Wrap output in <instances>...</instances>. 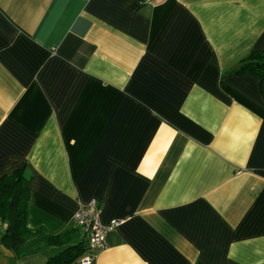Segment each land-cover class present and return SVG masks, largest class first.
Listing matches in <instances>:
<instances>
[{"label":"crops","instance_id":"0c3cea01","mask_svg":"<svg viewBox=\"0 0 264 264\" xmlns=\"http://www.w3.org/2000/svg\"><path fill=\"white\" fill-rule=\"evenodd\" d=\"M257 50L264 0H0V176L31 175L28 227L95 199L121 223L90 264H264V89L234 72Z\"/></svg>","mask_w":264,"mask_h":264},{"label":"trees","instance_id":"16d2710c","mask_svg":"<svg viewBox=\"0 0 264 264\" xmlns=\"http://www.w3.org/2000/svg\"><path fill=\"white\" fill-rule=\"evenodd\" d=\"M234 72L256 75L261 88L264 89V50L251 52L239 63ZM30 179L31 175L25 168L0 176V222L4 224L0 242L16 258L43 248L55 247L58 250L49 255L44 264H71L85 249L84 240L77 228L52 234L44 228H30L27 225V194Z\"/></svg>","mask_w":264,"mask_h":264},{"label":"built area","instance_id":"2783aa9c","mask_svg":"<svg viewBox=\"0 0 264 264\" xmlns=\"http://www.w3.org/2000/svg\"><path fill=\"white\" fill-rule=\"evenodd\" d=\"M100 214V205L95 199L85 203L78 202L72 214L73 226L77 228L85 243V249L78 258L81 264H90L95 260L98 253L105 248L107 234L121 223L120 220L115 219L105 224L101 222Z\"/></svg>","mask_w":264,"mask_h":264}]
</instances>
